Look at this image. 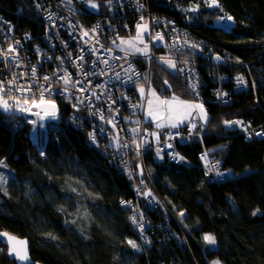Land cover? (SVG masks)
<instances>
[{
    "label": "trees",
    "instance_id": "trees-1",
    "mask_svg": "<svg viewBox=\"0 0 264 264\" xmlns=\"http://www.w3.org/2000/svg\"><path fill=\"white\" fill-rule=\"evenodd\" d=\"M156 1L189 2L150 0L156 15L178 22L177 13ZM218 1L234 16L232 31L202 23L186 27L193 36L213 42L214 49L230 50L247 64L250 88L234 93L226 103H214L210 89L214 84L208 79L219 71L199 66L202 104L209 117L201 127V140L181 147L188 161L159 162L151 150L142 156L147 182L160 204L157 212H145L152 225L146 239L133 230L128 204L138 205L133 188L141 183L130 184L126 172L87 142L85 127L69 120L70 104L59 101V122L45 123L51 124L45 130V124H38L33 128L36 135L29 124L19 125L15 114L0 111V171L8 170L11 177L7 184L0 183V231L28 238L33 260L44 264H264V138L245 141L242 134L223 125L228 117L241 116L264 132V2ZM31 2L0 0V16L15 22L16 33L29 32L37 38L43 25ZM83 16L90 22L96 13ZM144 68L141 64V81ZM152 68L157 92L162 88L165 94L180 95L179 91L180 96L195 99L174 73L157 63ZM233 69L218 70L222 74ZM202 147L221 158L222 167L233 176L218 183L207 181L197 157ZM205 235L215 237L217 256ZM0 264H15L2 243Z\"/></svg>",
    "mask_w": 264,
    "mask_h": 264
},
{
    "label": "built area",
    "instance_id": "built-area-1",
    "mask_svg": "<svg viewBox=\"0 0 264 264\" xmlns=\"http://www.w3.org/2000/svg\"><path fill=\"white\" fill-rule=\"evenodd\" d=\"M98 1L96 17L86 22L83 14L93 12L86 8L87 0H32L36 19L43 25L37 38L29 32L16 33L15 22L0 16V84L4 85L0 96L8 100L10 113L15 114L17 123L29 124L32 129L41 120L59 122L58 102L70 104L73 112L69 120L85 127L87 142L126 172L132 185L141 183L140 187L134 185L133 188L136 206L143 209L141 205L145 204L147 210L157 212V204L143 193L146 186L151 192L143 153L151 150L159 162L181 163L182 153L178 147L200 141L204 131L196 120L161 131L147 124L144 115L149 87L145 95L140 92L141 64L145 66L147 79L153 64H164L201 103L203 72L199 66H214L219 72L209 74L208 80L214 84L210 88L214 93L212 102L226 103L234 93L250 88L247 64L238 61L230 50L220 52L208 39L193 36L186 26L200 24L199 18L204 15L213 20H204L203 26L221 31H232L236 22L218 0V6H209L211 0L158 2L177 13L180 22L171 16L156 15L150 9V0ZM229 16L231 20L227 19ZM141 24L147 26L143 29L145 40L149 41L148 51L135 53L113 46L112 42L119 37L134 35ZM221 67L234 69L221 74L218 70ZM226 83L229 86H225ZM251 86L254 90L255 81ZM41 92L46 99L55 102V117H43V111L34 107L31 111H20V107H31V99L38 100ZM25 98L29 100L27 105L23 103ZM35 112H40V116L33 115ZM225 121L241 123L226 124ZM225 121V130L242 134L245 141L264 138V135H257L264 133L262 127H255L249 118L228 117ZM90 133L94 134L95 142ZM133 153L138 157H133ZM198 158L207 181L218 183L233 176L230 169L222 167V159L212 156L207 148L198 151ZM139 167L144 173L138 172ZM128 204L132 222L135 220L133 230L146 239V231L152 229V225L145 210L139 212L136 206Z\"/></svg>",
    "mask_w": 264,
    "mask_h": 264
},
{
    "label": "snow or ice",
    "instance_id": "snow-or-ice-1",
    "mask_svg": "<svg viewBox=\"0 0 264 264\" xmlns=\"http://www.w3.org/2000/svg\"><path fill=\"white\" fill-rule=\"evenodd\" d=\"M91 6L93 8L97 7V5L95 3H92ZM209 6H218L217 0H211V4ZM227 19L231 20L232 17L229 16V17H227ZM146 27H147L146 25H144V26L138 25V28H146ZM138 36H139V33H138ZM158 38H160V37H158ZM125 43H131V42L126 41ZM137 51H140V49H137ZM217 59H219V57H217ZM166 63H168L170 66H173V67L175 66L171 61H166ZM33 75H35V68H33ZM45 79H47V77ZM3 87H4V85L0 84V89H3ZM27 90H30V89H27ZM143 92H144V89L141 88V93H143ZM151 94H152V96L156 97V93L154 91ZM10 99H14V98L10 97ZM16 103H17V105H19L20 101L17 100ZM23 103L25 105H27V104H29V100L27 98H25ZM30 104H31V107H20V111H22V112L23 111H31V108L34 107L37 109H41L43 111V117H55L56 116L55 102L50 100V99H46L44 97L43 92L40 93L38 100L36 98L31 99ZM0 106H2L5 110H7L9 108L8 100L4 99L3 96H0ZM180 106H182L183 108H186V109L199 108L201 110V112L203 113V105L187 104L186 102H183V101H179L177 103V98H175V97H173L172 100H166V99H161L160 97H156L155 109L153 108V102L149 101V115L153 116V118L160 119V118H163V114L165 112H167L169 121L176 119V120H179L182 122V120L184 118V114L181 113ZM33 115L40 116V112H35V113H33ZM43 117H41V118H43ZM205 118H206V115H205ZM225 123L226 124H231V123L239 124L241 122L240 121H225ZM157 126L163 127L162 124H158ZM171 126L176 127L177 124L172 123ZM193 127H195V126L193 125ZM257 135H264V133H257ZM89 136L93 140V142H95L94 134L90 133ZM181 159H182V157H181ZM133 222L135 223V220ZM5 235H7V234H5ZM9 240L15 241V244L13 245L10 254H14L20 260H28L26 247L25 248L16 247V244L23 245L26 242L16 241V238L11 237V236L9 237ZM204 240L210 244L216 243L215 237L212 235H205ZM128 243L133 248L137 247V245L135 244L134 241H128ZM214 264H219V261H215Z\"/></svg>",
    "mask_w": 264,
    "mask_h": 264
},
{
    "label": "rangeland",
    "instance_id": "rangeland-1",
    "mask_svg": "<svg viewBox=\"0 0 264 264\" xmlns=\"http://www.w3.org/2000/svg\"><path fill=\"white\" fill-rule=\"evenodd\" d=\"M92 3H95L97 5V7L93 8L91 6ZM200 4H202V3L200 2ZM98 5H99V1L98 0H87V2H86V8H88L91 12L92 11L93 12H97ZM199 19H200V23H203L204 20H209V18L207 16H205V15L203 17H200ZM140 26H143V25L141 24ZM138 33H139V36H138ZM126 41H130L131 43H125ZM112 44H113L114 47L116 46V47H118L120 49H123V50L127 49V50L133 51L135 53H137V52L145 53V51H147V49H148V42L144 38V29L143 28H138L134 35L132 34V35L126 36V37H119L115 42L113 41ZM137 49H140V51H137ZM157 64L159 65V67H165L167 69L166 72H169V73L171 72L168 69V67L165 66L164 64H162V63H157ZM160 65H163V66H160ZM166 72L162 74V76L164 78V82H166V80H167V73ZM151 74H152L151 78L149 77L147 79L146 76L143 77L144 78L143 79L144 84H141L143 86L140 87V92H141V88L144 89V92H143L144 95L146 94L145 90L147 89V86L150 87V93L146 94V96H148V101H147V104H146L147 107H148V103H149L150 99L152 98V94L151 93H152L153 90L155 91V88H153V85L154 86L157 85L156 84L157 75H156V73L154 74L153 68L151 69ZM160 75H161V73L159 74V77H160ZM177 79H179V78H177ZM149 83H151L152 86H150ZM182 84H183V81H182ZM160 89H161V91L163 93L160 94V92H159V94H160L159 96H161L162 94L165 95L164 94V90L162 88H160ZM158 91H160V90H158ZM178 94L182 95L181 92L179 93V91H178ZM180 95H178V97L182 98V96H180ZM161 97H163V96H161ZM204 115H207L206 118H205V122L203 123V125L205 126V124H206V122L208 120L209 114H207L206 111H205ZM39 123L44 125L47 122H44V120H41V121H39ZM49 125L51 126V124H47V125L45 124L44 127H43V130H45ZM32 133H34L36 135V133L34 132V129H33ZM138 172L139 173H144V171H143V169L141 167H139ZM10 179H11L10 172L8 170H6V169H2L0 171V183H2V185H5V184H7L9 182ZM129 183L132 184V181L130 179H129ZM143 193H144V196L148 197V198L154 196V195L152 196V193L150 192V189L147 188V186L143 189ZM149 201H151V199ZM152 203L157 204V207H159L158 203H157L156 199H154V197H153V202ZM135 208L139 212H140V210L141 211L145 210V212L147 211L145 204L143 205V209H141V208H139L137 206ZM147 219H149V218H147ZM208 244H209L210 248L214 251V255L217 256L216 244H210V243H208Z\"/></svg>",
    "mask_w": 264,
    "mask_h": 264
},
{
    "label": "crops",
    "instance_id": "crops-1",
    "mask_svg": "<svg viewBox=\"0 0 264 264\" xmlns=\"http://www.w3.org/2000/svg\"><path fill=\"white\" fill-rule=\"evenodd\" d=\"M209 28H211V27H209ZM141 84H144V82L143 81H140L139 82L140 87L143 86ZM154 92L156 93V97L163 96V97H161V99L172 100L173 97H175V98H177V103L179 101H183V102H186L187 104H193V105L199 104V105H203V104H201L200 102H198L194 98L193 99L186 98V97H182L181 98V97H178V95L174 94L173 92L167 93V94L164 93L165 95L162 94L161 96H159V95L162 92H160V94L156 90ZM149 93H150V87L148 89V94ZM156 97L152 96V98L150 99V101L153 102V108L154 109L156 107ZM180 111H181V113L184 114V118H183L182 122L179 121V120H176V119H173L172 121H169L168 120V113L167 112H165L163 114V118L156 119V118H153V116H150L149 115V103H148V107L146 108V112H145L144 117H145L146 122H147L148 125L152 126L153 128H156V129H158L160 131L163 130V129H166V128H173L171 126L172 123H176L177 124L176 127L183 126L184 123L187 122V121H189V120H196V121L199 122L200 127H204V125H203V123L205 122V115H204V113H205V106L204 105H203V113L201 112V110L199 108L186 109V108H183L182 106H180ZM158 124H162L163 127H158L157 126Z\"/></svg>",
    "mask_w": 264,
    "mask_h": 264
},
{
    "label": "water",
    "instance_id": "water-1",
    "mask_svg": "<svg viewBox=\"0 0 264 264\" xmlns=\"http://www.w3.org/2000/svg\"><path fill=\"white\" fill-rule=\"evenodd\" d=\"M264 2V0H263ZM0 111L2 113H5L7 115H10L11 113V109L8 108L7 110H5L2 106H0ZM7 234V235H5ZM15 237L16 238V241H24L26 242L25 244L21 245V244H16V247L18 248H25L26 247V250H27V255H28V260H20L18 259L14 254H10L11 253V249L13 247V245L15 244V241H10L9 240V237ZM0 243H2L5 247H6V253L8 255L9 258H11L15 264H44L42 262H38V261H35L32 259L31 255H30V248H29V244H30V241L28 240V238H24V237H20L18 236L17 234L14 235L8 231H0Z\"/></svg>",
    "mask_w": 264,
    "mask_h": 264
},
{
    "label": "bare ground",
    "instance_id": "bare-ground-1",
    "mask_svg": "<svg viewBox=\"0 0 264 264\" xmlns=\"http://www.w3.org/2000/svg\"><path fill=\"white\" fill-rule=\"evenodd\" d=\"M158 2H161V1H156L155 2V4H158ZM159 5V4H158ZM202 6V4H200V6L199 7H201ZM211 20H213V17H211L210 19H209V21L208 22H211ZM148 42V47H149V41H147ZM147 51H148V49H147ZM242 91V90H241ZM198 101V100H197ZM199 102V101H198ZM201 103V102H200ZM202 104V103H201ZM185 145H187V144H185ZM185 145H180L178 148L180 149V151H181V153H182V162H185V161H188V159L186 158V156H184V153H183V151H182V149H181V147H183V146H185ZM197 157H198V152H197ZM172 162V161H171ZM174 163V162H173ZM199 164H200V168L202 169V165H201V163H200V161H199ZM202 172H203V169H202ZM204 176V175H203Z\"/></svg>",
    "mask_w": 264,
    "mask_h": 264
}]
</instances>
